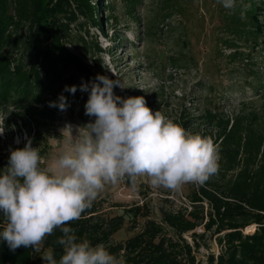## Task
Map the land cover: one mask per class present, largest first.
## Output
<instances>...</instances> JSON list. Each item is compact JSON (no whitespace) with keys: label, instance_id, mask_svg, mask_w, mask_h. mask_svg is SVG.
I'll list each match as a JSON object with an SVG mask.
<instances>
[{"label":"trees","instance_id":"trees-1","mask_svg":"<svg viewBox=\"0 0 264 264\" xmlns=\"http://www.w3.org/2000/svg\"><path fill=\"white\" fill-rule=\"evenodd\" d=\"M95 2L0 0V106L19 111L21 126L43 158L50 150L49 127L63 113L48 102L62 93L70 105L65 112L73 114L88 93L80 91L78 79L90 83L103 75L87 61L89 53H103L98 42L89 43L85 30L104 32L102 3ZM229 18L230 37L221 45L233 51L231 59L249 62L264 47V0H237ZM243 47L250 49L248 54ZM66 85H76V93L64 91ZM249 103L243 102L232 116L208 113L207 121L216 130L219 171L195 187L188 196L190 207L161 208L157 220L149 206L135 205L126 210L131 216L127 230L134 234L121 242L115 236L124 230L125 217L110 215L95 203L69 226L78 238L104 243L110 252L123 255L126 264H200L198 254L210 250L211 240L219 252L210 253L207 264H264V110L249 108ZM9 155L0 153V170ZM3 223L0 213V230ZM60 235L57 230L47 237L40 251L21 246L13 252L0 241V264H44L41 256L48 251L58 260L62 246L55 241Z\"/></svg>","mask_w":264,"mask_h":264},{"label":"rangeland","instance_id":"rangeland-1","mask_svg":"<svg viewBox=\"0 0 264 264\" xmlns=\"http://www.w3.org/2000/svg\"><path fill=\"white\" fill-rule=\"evenodd\" d=\"M96 2L102 3L99 9L104 32L91 27L85 30L90 32L89 43L98 42L103 53H89L87 61L99 67L103 75L121 82L123 88H114L116 95L143 96L153 112L161 111L189 133L210 138L212 134L213 141L216 130L207 121L208 113L220 118L232 116L241 110L243 102H250L249 108L264 110V47H259L249 62L230 58L233 51L221 41L230 37L226 29L232 10L225 9L219 0ZM242 51L248 54L250 49L243 47ZM82 83L87 82L80 77L76 85ZM88 95L77 102V112L59 114L58 121L49 127L50 150L45 165L63 147L68 135L67 130L61 135L65 125H72L75 135V126L94 119L85 115ZM18 117L15 107L0 106V129L4 128L0 153L9 155L10 149L24 147L28 132ZM195 187L186 184L181 191L173 192L153 188L146 178L135 188L125 180L107 185L94 203L110 215L125 217L124 230L115 236L121 242L134 234L127 230L131 216L126 210L145 204L160 220L161 208L190 207L188 196ZM218 252L211 240L210 250L201 249L198 254L200 264H207L208 255Z\"/></svg>","mask_w":264,"mask_h":264},{"label":"clouds","instance_id":"clouds-1","mask_svg":"<svg viewBox=\"0 0 264 264\" xmlns=\"http://www.w3.org/2000/svg\"><path fill=\"white\" fill-rule=\"evenodd\" d=\"M219 2L232 11L237 6V0ZM116 87L123 88L120 81L99 74L79 86L89 93L85 115L94 119L75 126V135L73 126L65 125L64 145L46 165L40 147L27 136L23 148L10 149L0 170V241L11 251L21 246L40 251L58 230L55 243L62 254L57 260L48 251L41 256L44 264H126L104 243L78 238L69 224L93 206L107 185L127 180L135 188L146 178L153 188L179 192L186 184L202 186L218 173L219 149L210 137L189 133L161 111L153 112L143 96L116 95ZM64 91L75 94L77 86L66 85ZM48 104L61 112L70 106L62 93Z\"/></svg>","mask_w":264,"mask_h":264},{"label":"bare ground","instance_id":"bare-ground-1","mask_svg":"<svg viewBox=\"0 0 264 264\" xmlns=\"http://www.w3.org/2000/svg\"><path fill=\"white\" fill-rule=\"evenodd\" d=\"M252 229V228H251ZM251 229H248L247 232H249Z\"/></svg>","mask_w":264,"mask_h":264}]
</instances>
